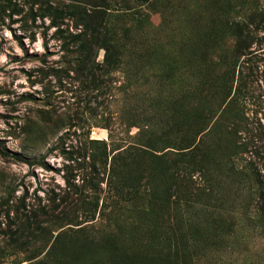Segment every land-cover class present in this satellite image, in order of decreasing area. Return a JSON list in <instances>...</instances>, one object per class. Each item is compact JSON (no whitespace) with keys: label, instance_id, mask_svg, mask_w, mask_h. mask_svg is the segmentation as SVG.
I'll return each instance as SVG.
<instances>
[{"label":"rangeland","instance_id":"obj_1","mask_svg":"<svg viewBox=\"0 0 264 264\" xmlns=\"http://www.w3.org/2000/svg\"><path fill=\"white\" fill-rule=\"evenodd\" d=\"M235 16L257 32L249 54L233 50ZM102 20L120 46L114 69L84 30ZM193 72H230L239 107L264 131V0H0V264L25 263L27 245L58 232L63 262L89 251L86 264H152L166 235L193 228L171 222L169 202L155 206L147 182L131 184L122 165L109 167L112 147L147 136L157 154L172 149L180 129L166 128L164 104L189 102ZM177 111L181 120L185 108ZM258 142L259 154L245 158L262 174L264 132ZM253 173L238 186L221 175L199 201L221 217V229L203 220L195 243L187 240L190 249L204 246L197 264H264V229L251 217ZM167 186L162 176L158 188Z\"/></svg>","mask_w":264,"mask_h":264},{"label":"trees","instance_id":"obj_2","mask_svg":"<svg viewBox=\"0 0 264 264\" xmlns=\"http://www.w3.org/2000/svg\"><path fill=\"white\" fill-rule=\"evenodd\" d=\"M144 1L147 2V0ZM93 6L109 9L107 5L96 4ZM241 19V16L238 18L235 16L231 20L235 26L234 29H236L233 50L240 55H245L250 53V43L254 37H257V32H253L246 25L245 20ZM110 25L108 21L103 22L102 20L86 25L84 30L89 33L90 47L97 48V50L103 49L104 64L108 68L114 69L120 61L121 54L120 46L112 35ZM124 37L128 38L126 34ZM81 61L85 66H93L92 63L87 62L86 58H82ZM229 74L230 72H227L222 79H219L215 75L205 72L194 73L197 75L198 81L191 85L192 87L188 88L184 94L185 100L191 104L176 98L164 104V112L170 119L165 122L166 128L180 129L176 144L168 146L172 149L166 151L161 149V153L157 154L158 148L150 136L140 140L139 143L128 144L126 147H112L111 149L114 152L109 166L111 169L122 165L126 170L122 175L124 181L131 184L138 181L147 182L153 197H155V206L163 198H165V200L163 199L165 203L169 202L171 222L175 218V220L193 226L183 232L171 231L166 235L164 244L159 249L160 253L158 251V254L150 255L152 264H197L195 259L198 249L204 248V246L190 249L187 247V240L192 239L195 243L196 236L194 234L199 235L203 220H205V224L209 222L221 229L219 226L221 217L213 216L214 211L207 209L209 203L199 201L204 197H211L214 184L220 185V177L223 174H226V179H230L233 185L238 186L247 178L248 174H254L253 171L257 172L255 177L257 186L254 187L257 197H249L256 201L254 204L255 213L251 217L264 229V172L260 173L255 160L245 158V155L250 157L252 151L259 154L258 149H263V143H259L258 140H262L264 131L260 127L254 126V122L242 112L237 100V91L232 90V84L230 85L228 81ZM192 96L201 98V100L192 101L190 99ZM183 107L185 113L182 115V119L175 120L178 115L177 110ZM149 125V121H147L145 128ZM91 141L98 143L102 140L93 139ZM169 151L173 152L170 154ZM167 155H170L171 158ZM242 159L244 164L239 167V161L241 162ZM259 159L264 166L262 157ZM117 162L118 164H116ZM247 165L251 171L253 170L251 173L244 168ZM195 174H198L200 184L196 183L197 185H195L191 182ZM112 175L116 176L115 173ZM162 176L168 181V186L160 191L158 184L162 181ZM180 178L184 181L188 179L189 183L183 182L185 186H181ZM250 194L252 195V192ZM28 219L29 216L26 221ZM170 228L173 229V225ZM34 231V228L28 227V232H26L28 240L35 236ZM46 234L47 230L42 228L41 237ZM61 235L62 232H58L54 237L49 235L47 242L42 246L33 244L32 248H28L30 244L27 245L25 263L23 264H86L84 257L90 258L89 251L80 252L75 257V259L81 257V261H73L69 258L70 256L67 258L71 261H62L61 249L57 250Z\"/></svg>","mask_w":264,"mask_h":264}]
</instances>
